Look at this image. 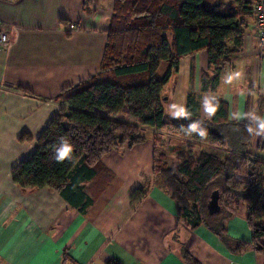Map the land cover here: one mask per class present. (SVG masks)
Listing matches in <instances>:
<instances>
[{
	"label": "crops",
	"instance_id": "0c3cea01",
	"mask_svg": "<svg viewBox=\"0 0 264 264\" xmlns=\"http://www.w3.org/2000/svg\"><path fill=\"white\" fill-rule=\"evenodd\" d=\"M220 1L233 3L207 0L210 5ZM85 3L0 0V21L12 23L9 46L0 50V264H185L183 255L199 264H264V254L240 248L251 240L247 210L241 214L238 208L226 219L213 214L207 224L195 228L178 216L175 202L154 173L156 149L165 158L183 142L181 151L186 146L199 153L224 151L184 134L161 133L162 143L156 145L157 131L137 126L135 132L145 142L104 156L102 169L81 184L91 201L83 211L52 189L22 190L12 182V169L36 152L38 137L64 106L58 95L102 67L113 3ZM241 37V52L233 66L221 72L214 92L202 91L207 51L180 58L161 89L165 121L190 112V94L198 100L195 113L202 120L214 118L216 102L225 106L226 121H218L229 126L221 131H232L231 126L242 122L255 124L253 117L264 119V48L258 51L252 17L246 19ZM169 66V61L162 62L155 78L163 80ZM119 119L127 122L123 116ZM226 136L230 139V132ZM259 137L255 132L247 153L264 161V152L256 149ZM135 191L141 192L138 200L131 198ZM218 225L221 236L215 231ZM261 244L264 247V238Z\"/></svg>",
	"mask_w": 264,
	"mask_h": 264
},
{
	"label": "trees",
	"instance_id": "16d2710c",
	"mask_svg": "<svg viewBox=\"0 0 264 264\" xmlns=\"http://www.w3.org/2000/svg\"><path fill=\"white\" fill-rule=\"evenodd\" d=\"M111 1L113 13L100 71L58 95L56 100L64 106L38 137L36 152L12 169V182L22 190L52 189L83 211L91 201L81 184L91 181L102 169L104 156L145 142L135 132L137 126L155 129L156 145L162 143L161 133L184 134L197 143L222 147L227 154L202 152L193 158L176 149L181 163L173 170L167 169L165 154L156 149L154 173L175 202L178 216L195 228L214 217L207 209L212 196L217 217L224 215L226 219L244 205L251 240L240 243V248H252L263 255L264 161L252 159L247 153L256 123L242 122L231 126L232 131H221L229 126L218 121H226L225 106L216 102L214 118L202 120L195 113L198 100L191 94L187 97L190 112L165 121L161 97L162 86L176 72L180 58L201 50L208 53L202 91L218 88L221 72L233 66L241 52V36L246 19L253 18V4L244 0H232L231 5L221 1L210 5L207 0ZM85 4L87 7L91 0ZM164 61L170 66L159 81L154 75ZM121 116L127 122L120 120ZM193 123L205 131L203 137L198 131L189 132L188 126ZM227 132L231 134L228 140ZM62 137L74 150L70 160L60 163L53 157ZM257 149L264 152V134H260ZM140 197L141 192L135 191L131 198ZM215 231L220 236L223 232L220 225ZM182 257L185 264H199L188 255Z\"/></svg>",
	"mask_w": 264,
	"mask_h": 264
},
{
	"label": "built area",
	"instance_id": "2783aa9c",
	"mask_svg": "<svg viewBox=\"0 0 264 264\" xmlns=\"http://www.w3.org/2000/svg\"><path fill=\"white\" fill-rule=\"evenodd\" d=\"M253 19L256 29V42L258 51L264 48V0H254L252 7ZM11 22L0 21V50H6L9 46V27Z\"/></svg>",
	"mask_w": 264,
	"mask_h": 264
},
{
	"label": "clouds",
	"instance_id": "9594fccd",
	"mask_svg": "<svg viewBox=\"0 0 264 264\" xmlns=\"http://www.w3.org/2000/svg\"><path fill=\"white\" fill-rule=\"evenodd\" d=\"M238 75V74H237ZM228 80H231V76L228 78ZM173 115H180V113L173 112ZM254 121L256 122V134H264V119L253 117ZM189 132H196L198 131V134L203 137L206 133L202 129H198L197 124L193 123L188 126ZM248 131L251 133L253 132V128L249 127ZM74 146L66 139V138H60L58 142V146L54 147V159L57 162H64L65 160H70L71 155L73 153Z\"/></svg>",
	"mask_w": 264,
	"mask_h": 264
},
{
	"label": "rangeland",
	"instance_id": "374dc122",
	"mask_svg": "<svg viewBox=\"0 0 264 264\" xmlns=\"http://www.w3.org/2000/svg\"><path fill=\"white\" fill-rule=\"evenodd\" d=\"M209 7V6H208ZM188 139V138H187ZM254 139V138H253ZM253 139H252V141H253ZM258 142H259V140H257V143H256V145H258ZM173 143V142H172ZM185 142H183V144H184ZM159 145H160V143H158ZM157 144V145H158ZM183 144H179V147H181V145H182V147L181 148H183ZM179 147H177L178 148V150L179 149H181V148H179ZM177 148H175V149H173L172 150V153H174L173 155H168V157L166 158V167H167V169H173V170H175L176 168H178V164L179 163H181V161L180 160H178L177 158H176V152H175V150L177 149ZM202 148H204V147H202ZM189 149H192L193 150V152H194V154H192V152L189 150ZM256 149H257V147H256ZM178 150H176V151H178ZM182 150V149H181ZM181 150H179V151H181ZM211 150H213L212 152H211ZM258 150V149H257ZM201 151H205V148L204 149H202ZM259 151V150H258ZM199 150L197 149V148H190V146H186V148H185V150H183V154H185L186 155V157L188 156V155H194V156H197L198 154H199ZM260 152V151H259ZM203 153H206V154H212V153H215V154H222V155H226L227 154V152L224 150V151H215L213 148H209V151H205V152H203ZM251 158L252 159H254V157H252L251 156ZM192 159V158H191ZM240 209H239V212L242 214V213H244V211H246V207L244 206V205H240V207H239Z\"/></svg>",
	"mask_w": 264,
	"mask_h": 264
},
{
	"label": "water",
	"instance_id": "95a60500",
	"mask_svg": "<svg viewBox=\"0 0 264 264\" xmlns=\"http://www.w3.org/2000/svg\"><path fill=\"white\" fill-rule=\"evenodd\" d=\"M214 200H213V196L210 198V201H209V203H208V205H207V209H208V213L210 214V215H213V214H216L217 213V211L218 210H214Z\"/></svg>",
	"mask_w": 264,
	"mask_h": 264
}]
</instances>
